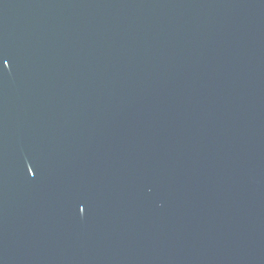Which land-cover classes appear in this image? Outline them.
<instances>
[{"label":"water","instance_id":"water-1","mask_svg":"<svg viewBox=\"0 0 264 264\" xmlns=\"http://www.w3.org/2000/svg\"><path fill=\"white\" fill-rule=\"evenodd\" d=\"M0 264H264V0H0Z\"/></svg>","mask_w":264,"mask_h":264},{"label":"snow or ice","instance_id":"snow-or-ice-1","mask_svg":"<svg viewBox=\"0 0 264 264\" xmlns=\"http://www.w3.org/2000/svg\"><path fill=\"white\" fill-rule=\"evenodd\" d=\"M5 63H7V61H5ZM31 171V169H29Z\"/></svg>","mask_w":264,"mask_h":264}]
</instances>
